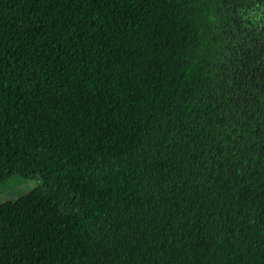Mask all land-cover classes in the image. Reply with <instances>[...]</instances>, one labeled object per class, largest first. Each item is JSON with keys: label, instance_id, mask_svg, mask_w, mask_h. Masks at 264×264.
<instances>
[{"label": "trees", "instance_id": "trees-1", "mask_svg": "<svg viewBox=\"0 0 264 264\" xmlns=\"http://www.w3.org/2000/svg\"><path fill=\"white\" fill-rule=\"evenodd\" d=\"M0 264H264V0H0Z\"/></svg>", "mask_w": 264, "mask_h": 264}, {"label": "rangeland", "instance_id": "rangeland-1", "mask_svg": "<svg viewBox=\"0 0 264 264\" xmlns=\"http://www.w3.org/2000/svg\"><path fill=\"white\" fill-rule=\"evenodd\" d=\"M40 183L39 180L25 179L17 174L12 175L0 182V203L5 200L16 199L29 191L35 192Z\"/></svg>", "mask_w": 264, "mask_h": 264}]
</instances>
